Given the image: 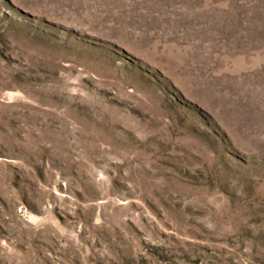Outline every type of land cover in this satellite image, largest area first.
I'll return each instance as SVG.
<instances>
[{
    "label": "rangeland",
    "instance_id": "obj_1",
    "mask_svg": "<svg viewBox=\"0 0 264 264\" xmlns=\"http://www.w3.org/2000/svg\"><path fill=\"white\" fill-rule=\"evenodd\" d=\"M0 264H264V0H0Z\"/></svg>",
    "mask_w": 264,
    "mask_h": 264
}]
</instances>
